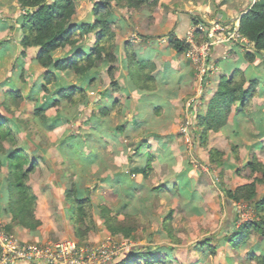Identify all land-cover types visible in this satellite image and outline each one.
<instances>
[{"label":"rangeland","instance_id":"1","mask_svg":"<svg viewBox=\"0 0 264 264\" xmlns=\"http://www.w3.org/2000/svg\"><path fill=\"white\" fill-rule=\"evenodd\" d=\"M224 2L229 4H227L226 8L237 10L240 7V5H237V0H160L153 9L147 6L139 10L122 9L124 21L128 25L125 29H122L120 24H116L115 31L117 30L121 34L119 36L117 34L115 41L118 39L122 46L128 40L137 48H141L142 45H148L160 50L162 45H153V39H157L158 42H162L166 46L169 36L173 33L183 38L175 28L179 15L186 20H192L195 23L193 26V31H195L198 30L197 28L201 23L211 26L215 23V20H213L215 16L217 18L216 22H222L220 10L223 9L222 5ZM93 5L94 0H80L77 3L76 21L82 23L92 20ZM20 12L21 7L16 0H0V19H3L4 23L9 25L5 29L0 28V43L11 44H8L10 52H7L11 55L3 61L5 67L0 72L1 83L11 73V65L15 67L21 63L18 57L19 53L15 51L16 49L14 50L12 45L21 36L17 24V17H19ZM196 12H199L200 15L196 14ZM197 17L199 18L197 19ZM222 24L226 26L224 21ZM130 28L136 31L131 32ZM206 31L205 34L209 37L210 33L208 32L207 34ZM139 36L144 40H139ZM91 37L85 38L84 43L86 46L93 42ZM147 38L149 39L147 40ZM239 46L241 48L240 51L238 47H235V52L242 58L246 47L244 45ZM1 49L2 44H0ZM66 51L67 49L65 51H57L55 56H62ZM35 52L33 49H28V57L24 62V78L17 79L19 75H16V79L13 78L16 86L23 89L32 88L34 79H38L40 69H35L34 66L29 65L31 56H34ZM194 53L195 50L192 47L187 54L181 55L180 58L177 57L178 59L182 58L185 64L189 62L191 74L186 73L184 76L178 73L182 76L181 81L184 83L177 85L170 81L171 76H169L170 78L166 79L169 82H165L164 87L158 91L159 94L156 93L157 95L154 96L152 103L163 105L162 114H155L154 105H145L146 115L149 116L150 120L148 121L149 124H144L141 129L144 130L147 127L148 130L150 129L149 132L157 131L161 135L172 134L173 138L168 142L169 148L157 147L158 150L152 149L157 159L153 162L154 169L148 179H143L141 174L133 177L137 182L144 183L139 185L140 188L137 189V193L144 196L145 202H142L141 199L140 201L136 200L135 204L138 203L137 206L130 210L131 213L137 216L135 218L137 229L130 239H125L121 236H111L103 223V218L100 216V211L97 207L106 203L114 209V212L121 211L120 206L124 201L123 197L118 196L108 185L99 182L100 178L111 174L112 171L107 170L104 172L100 169L99 163L94 164L88 172H84L82 166L79 165L69 168V164L65 165L63 163L64 160H67L66 156L61 153L57 146L64 129L71 130L75 128L77 131L82 122L89 121L91 114L99 112L100 104L97 102L99 94L106 93L109 90L113 93L111 89L115 88V86L112 85L109 75L102 73L101 79L98 80L100 82L94 86L95 89L91 93L89 91L92 98H90L88 93L89 97L83 102L77 97L78 104L76 107L68 105L61 107L63 114L71 116L72 121L65 124V127L61 126L50 133L41 130V123L34 118L33 102L31 100H26L20 109L14 111L4 109L0 104V112L8 117L12 115L15 119L23 122L20 125L21 131L18 134L19 145L24 147L27 152H30L36 143L40 145L39 151L41 154L43 150L45 151L44 156L38 161V167L30 175L29 181L37 196L35 213L41 220V225L36 232L44 238L46 237L45 241L57 242L76 238L83 245L106 244L115 246L119 252L118 258L129 254L135 247L148 246L160 252H163L167 247L172 248L169 253V259L166 262H160V264H255L252 255H259L264 252V236L261 233L253 231L247 239L242 240L235 246L229 244L227 239H225L229 235L232 238V233L236 230L233 226L230 231L224 230L222 233L220 232L224 221L227 200L221 184L226 190H234L239 185L253 181L254 176L262 177L260 173L252 174L247 167V162L253 155H256L264 162V83L262 88L260 85V88L257 89L259 96L254 98L249 112H236L235 105L230 116L229 125L217 132L210 131L205 145H201L188 133V130L192 131L195 127L192 124V119L195 118L197 112L206 109L211 96L216 91L221 70L230 75L234 67L247 68V65L242 62L244 61L243 59L235 63L234 67L231 62L222 61L218 64V68L221 70L218 71L217 66L213 65L206 78H204L202 77L201 67L197 66L192 59ZM237 54L236 56L233 54L234 58L237 57ZM170 58V53L164 54L157 61L161 63L163 60H171ZM177 58L175 59L176 61H178ZM256 64L260 65V74L264 77V65H261V60L259 59ZM232 67L233 69L231 70ZM120 70L121 68L115 75L118 78V88H123L122 86L125 83L119 75ZM248 73L251 74V71L249 70ZM188 75L190 77L185 78ZM64 77L69 84L75 82V77L65 74ZM124 90L115 91L114 95L125 105L127 97L130 96L131 101L126 107L125 115L122 117L115 116L117 113L114 109L110 112L109 119L103 120L109 126H115L122 120H129L130 122L138 112L139 102H137L136 97L132 96V92L131 95H128ZM4 92L5 89L0 87V102L3 100ZM142 106L144 107L143 104ZM140 108L142 109V107ZM192 108L194 109L193 112H191ZM58 110L51 108L47 113L54 115ZM90 127V125L83 126L84 129ZM138 132V130L130 131L131 137L128 142L131 144L129 149H127L128 152H133L134 146H132V142L136 141L134 140L135 138H139ZM108 140L111 141L109 138ZM94 145L99 146L96 150L101 152V155L107 152L106 162L111 167H114L115 171L128 170V167H125L126 163H124V160H127L123 154L118 156V160L114 159L115 155L119 154V151L123 149L122 146L115 145L113 141L106 146L99 143ZM233 145L238 146V159L232 151ZM6 147L8 148L9 146L6 144ZM213 147L224 151V165H212L209 163L208 152ZM186 171L188 178L191 179L189 184L182 183V186L175 187L178 185L182 173ZM6 172V167L0 169V200H2L1 197L5 191L6 181L4 177ZM72 172L76 174L73 175L71 174ZM75 179L84 188L85 193L91 195L95 204L91 211L95 227L89 230L86 240H82L75 235L65 202L66 190L70 188L72 181H75ZM159 184H165L167 188L160 192L158 190L160 187H156L153 189L155 192L153 193L152 187ZM256 186L258 199H260L264 196V183L257 182ZM181 189L184 191L189 189L190 195H188V198L181 195ZM121 195L125 196L123 192ZM1 203L0 223L2 226L4 225V228H7L12 223L11 216L7 215L3 209L5 203ZM234 208L232 216L233 219L236 217V220H231L233 225L239 226L242 222L255 217L256 213L252 205H248V203L238 202ZM139 211L142 213H139ZM119 215V218L123 219L124 215L121 213ZM169 216L170 220L167 221ZM166 223L172 226L175 235L174 239L169 237L163 228ZM17 226L19 225L14 227L17 228ZM21 230L27 229L22 227ZM12 233L20 239L17 233ZM206 241H211L210 244L215 247L214 253L209 249L208 245H205ZM231 241L234 240L231 239ZM200 242L205 245L201 250L196 247ZM204 250L206 252H203Z\"/></svg>","mask_w":264,"mask_h":264},{"label":"trees","instance_id":"2","mask_svg":"<svg viewBox=\"0 0 264 264\" xmlns=\"http://www.w3.org/2000/svg\"><path fill=\"white\" fill-rule=\"evenodd\" d=\"M16 1L21 7L20 15L17 17V24L21 32L19 40L22 48L21 53L25 56L29 48H37L35 61L47 71L42 90L47 94L54 91L55 96L48 97V100L60 109L57 115L53 117H48L45 114L49 106L43 105L34 109L33 115L41 123V130L51 131L72 121L71 116L63 114L61 107L63 105L76 107L78 104L77 97L80 101H85L89 97L88 87L98 81L103 70H106L112 85L115 86L112 88L113 91L125 89L127 94H131L133 91L140 96L143 95L139 101L151 103L148 95L159 90V88H154L156 78L152 75L156 66L151 60L143 58L131 42H127L124 46L122 64L127 68L130 80L137 87L118 88L119 84L115 73L119 70L117 63L120 60V47L115 41L114 26L123 18L117 15V9L139 10L145 6L153 9L160 0H94L92 20L82 23L75 19L77 3L80 0ZM239 32L243 38L252 44L251 47H246V51L242 55V59L248 63L247 68L236 66L230 75L222 74L206 109L196 113L193 134L194 140L201 145H205L210 131L217 132L229 125L235 105L236 112H249L254 98L259 96L257 89L260 88V85L261 88L263 87L264 77L259 73L260 65L256 63L260 59L261 65H264V0H255L249 4L240 18ZM195 35L199 44L207 39L205 31L197 30ZM90 36H92L93 42L86 46L84 40ZM169 45L180 55L188 53L192 48L187 39L180 38L175 34L169 36ZM237 45L244 44L237 43ZM66 49L67 51L62 56H55L57 51H65ZM249 70L251 74L248 73ZM61 73L75 75L79 84L67 85L65 77H61ZM51 84L55 88H49ZM101 94L102 96L108 95L105 92ZM25 99L26 96L21 88H10L4 92L0 104L4 109L14 111L20 109ZM109 99L110 105L100 106L99 112L91 114L89 117V121H95L93 129H84L80 126V132L68 133L66 131L61 137L58 147L67 156L68 159L64 161V164H69V168L77 166V162L86 168L99 160L100 168L103 169V157L96 150L99 146L94 144L108 145L109 142L105 140L107 137L113 140L115 145L123 146L124 151H126L131 144L127 142L131 137L130 131L138 130L140 137L137 142L132 144L134 146L133 152L127 154L128 170L116 173L112 180V183L128 187L127 190L125 188V193H128L127 198L129 199L134 196L139 185H141L132 176L141 174L143 179H148L154 169L153 162L157 159L152 151L151 140L149 141L145 137L148 134V137L159 136V134L156 131L147 132V127L144 130L141 129L144 124H148L146 119L143 121L139 119V116H142V111H139L131 122L122 120L115 126L106 124L103 120L109 119L110 112L114 109L118 115H123L130 100L129 98L126 99L125 105L119 98L109 96ZM162 107L161 104L155 105L156 115L162 114ZM89 121L83 123L88 124ZM22 123L12 115L8 117L0 112V169L7 168L4 177L6 186L0 203L1 201L5 203L3 209L7 215L11 216L12 223L6 228L11 233L12 227L15 225H19L32 233L36 232L41 225V220L35 213L37 196L29 183L30 175L39 165L38 159L41 155L38 151L40 145L34 144L35 150L32 154L19 145L18 134L21 131L20 125ZM120 136L127 137L125 142L119 138ZM26 138L28 139V137ZM6 144L9 146L8 148ZM87 149L92 150L87 152ZM232 151L237 157L238 146L233 145ZM224 154V151L218 148H210L208 152L209 163L224 165ZM138 158H144L146 162L140 163ZM247 167L252 174L260 173L262 177L254 176L253 181L239 185L234 190H226L221 184L226 197L233 204L248 203V205H252L256 213L253 219L244 221L237 226L232 233V238L229 237L230 235L225 238L229 244L235 246L247 239L253 231L264 236V196L258 199L256 188L257 182L264 183V162L253 155L247 162ZM186 173L187 171L183 172L182 175L180 174L179 184L175 187L182 183L189 184L191 179L187 177ZM71 174L76 173L72 172ZM180 191L181 195L186 198L190 195L189 189H185V191L181 189ZM65 202L68 204L67 213L75 235L86 240L89 230L95 227V221L91 217V211L95 204L91 195L86 194L84 188L75 180L66 190ZM97 207L111 236H121L125 239L133 237L137 229L135 221L137 216L126 211L128 208L126 203L121 204V211L118 210L117 212H114V209L106 203ZM120 213L124 215L123 219L119 218ZM169 220L170 216L167 218V221ZM163 228L169 237L175 238L174 230L169 223H166ZM210 242L206 241L205 245H208L214 253L215 247ZM205 245L200 242L196 247L201 250ZM171 250L172 248L167 247L163 252H160L153 247H135L127 255L120 258L116 256L99 264H160V262H166L169 259ZM252 258L255 264H264V252L259 255L253 254Z\"/></svg>","mask_w":264,"mask_h":264},{"label":"crops","instance_id":"3","mask_svg":"<svg viewBox=\"0 0 264 264\" xmlns=\"http://www.w3.org/2000/svg\"><path fill=\"white\" fill-rule=\"evenodd\" d=\"M238 1V3H237V5H240V7L237 9V10H234V9H232V8H226L229 4L228 3H226V2H224L223 3V9H221L220 10V14H221V16H222V22L221 23H223V21H224V23L227 25V26H229V25H231L234 21H237V22H240V17L242 16V14L246 11V9L248 8L247 7V5L248 4H250V2H253L254 0H249V1H246V0H237ZM228 4V5H227ZM249 6V5H248ZM116 12H117V15L118 16H121V17H123L121 20H119V22L117 23L118 25L120 24L121 25V27H122V29H125V27L128 25L127 23H125V21H124V16H123V14H122V10H119V9H117L116 10ZM226 15H225V14ZM196 14H198V15H200V13L199 12H196ZM198 15H196V16H198ZM194 18V17H193ZM199 17H197V19H198ZM213 20H215V22H216V20H217V18H216V16H215V19H213ZM0 24H1V26H0V28L1 29H5V28H7V27H9V25L8 24H6V23H4V21H3V19H0ZM194 22L192 21V20H190V19H185L184 17H182V16H178V18H177V21H176V26H175V28L177 29V32H180V34L183 36V38H185V39H187V37H188V35L194 30ZM116 26V25H115ZM115 26H114V29H115ZM128 27H131V26H128ZM130 30H131V32L133 31H136V30H133V29H131L130 28ZM124 31V30H123ZM125 32V31H124ZM127 33V32H126ZM125 33V34H126ZM117 34H118V36H119V34H121L120 32H117V30H116V36H117ZM174 34V33H173ZM176 35V34H175ZM20 37H18V39L17 40H15L14 42H13V46H14V50L15 51H18V57H19V61H21V63H20V65L18 66H15L14 67V65H11L12 67L10 68V70H11V73L9 74V76H8V78H6L5 80H3L2 81V83L0 82V87L1 88H3V89H5V91L6 90H8V89H10V88H21V87H18V86H16L15 85V83H14V80H13V78H15L16 79V75H19V76H17V77H19V78H17V79H20L21 77L22 78H24V71H25V67H24V62L27 60V55H28V51H27V54L24 56V55H22V53H21V50H22V48H21V45H20V43H19V39ZM123 38V37H122ZM143 38V37H142ZM181 38V37H180ZM138 39L139 40H144V39H141V36H139L138 37ZM149 38H147V40H148ZM207 39H208V36H207ZM127 42H129L128 40H126L125 42H124V44H123V46H122V44L118 41V39L116 40V43L119 45V47H120V54H119V56H120V60H119V62L117 63V66L119 67V69L121 68V70H120V72H119V75H120V77H122V79L124 80V86H122L123 88H136L137 86H135L133 83H132V81L130 80V78H129V75H128V70H127V68L126 67H124V65L122 64V62H123V59H124V46H125V44L127 43ZM152 42L154 43L153 45H157L158 46V44L160 45H162L161 47L162 48H160V50H159V48H156V47H152V46H144V45H142L141 46V48L140 47H134L133 45V47L134 48H136L137 49V51L141 54V56L143 57V58H145V59H148V60H151L154 64H155V66H156V68H155V70L152 72V75L156 78L155 80H156V82H155V86H154V88H159V90H161V88L162 87H164V85H165V82H169L168 80H166V79H168V78H170L169 76H171V78H170V81H172L173 83H175V84H183L184 82H182L181 81V75H186V73H190V67H189V62H186V64L183 62V60H182V58L181 59H178L177 57H179L180 58V56L181 55H184V54H177L171 47H170V45H169V40H168V43L166 44V46H164V44L161 42H158V40L156 39H153L152 40ZM0 44H2V49L0 50V53H1V57H0V72L3 70V67H5V64L3 63V61L9 56V55H11V54H8L7 52H10L9 51V45L8 44H10V43H8V44H4V42L3 43H0ZM4 44V45H3ZM132 44V43H131ZM229 44V45H228ZM239 44V43H238ZM11 45V44H10ZM247 46V45H246ZM245 46V47H246ZM165 47V49H163ZM235 47H238L239 48V51H240V46L239 45H237V43L235 44V43H230V42H228V43H225V42H223V43H220V44H214V46L213 47H211L212 49L210 50V55H209V58H208V66H213V65H216L217 66V69H218V71L219 70H221V69H219L218 68V64L219 63H221L222 61L224 62V61H226V62H231V64H233V67H234V64L235 63H237L238 61H241V59L242 58H240L239 57V55L235 52ZM29 49H33L34 51H36L35 52V54H34V56H31V60H30V62H29V65L30 66H34V68L35 69H40V75H39V77H38V79H34V85L32 86V88H25V89H23V88H21L22 89V91L24 92V95L26 96V99H25V101L26 100H31L32 102H33V112H34V109L36 108V107H38V106H43V105H46V106H49L48 107V109H47V111L49 110V109H51V108H56V110H58V106H54V104H53V102H50L48 99V97H53V96H55L54 95V91H52L50 94H47V93H45L43 90H42V88H44L43 86H44V82H45V80H44V76H45V73L47 72L46 71V69L45 68H43V67H41L36 61H35V57H36V54H37V48H29ZM123 52V53H122ZM16 53V52H15ZM171 54V60H163L161 63L159 62V61H157V59H161V56H163L164 54ZM187 54V53H186ZM236 56V54H237V57L236 58H234L235 56ZM3 55V56H2ZM178 59V61H176L175 59ZM17 60H18V58H17ZM245 65H248V63L244 60V61H242ZM160 64V65H159ZM175 65H176V67H175ZM244 65V66H245ZM233 67L231 68V70L233 69ZM234 69H235V67H234ZM233 69V70H234ZM232 70V71H233ZM13 71V72H12ZM119 71V70H118ZM103 73H105L106 75H108L107 74V72H106V70H103ZM178 73H180L181 75H179ZM193 73V72H192ZM260 73V72H259ZM191 74V73H190ZM194 74H195V72H194ZM222 74H226L225 72H223L222 70L220 71V75H219V78H220V76L222 75ZM69 76H71V77H75V82H71V84H74V85H77V84H79V81H78V79L76 78V76L75 75H73V74H69ZM101 76H102V74H101ZM61 77H64V73H61ZM110 77V76H109ZM187 77H190V75H188V76H186L185 78H187ZM101 79V77L98 79V80H100ZM116 79L118 80V78L116 77ZM185 80V79H184ZM219 81V80H218ZM100 81H96L95 83H93L92 85H90L88 88V93H89V91H90V93L95 89V84H97V83H99ZM66 84L67 85H70L69 83H67V81H66ZM53 87H52V86ZM51 85H49V88H55L54 87V85L53 84H51ZM99 85V84H98ZM97 87V86H96ZM217 88V87H216ZM111 90H113V89H111ZM158 90V91H159ZM103 92H104V90H102ZM126 91L127 90H124V92L126 93ZM158 91H156V92H153V93H150L149 95H148V97L151 99V103H147V102H142V101H139V99L140 98H142V96H140V95H138L137 93H135V92H133L132 91V96H135L136 97V99H137V102H139V105H138V112L140 111H142V113H141V115L142 116H139V119L141 120V121H143L144 119H146L147 121H149L150 120V118H149V116H147L146 115V111L147 110H145L146 109V107H145V105L147 106V105H154V110H155V105H157L156 103H152L153 102V98H154V96H156L157 94L156 93H158ZM114 92L115 91H113V93H112V91L110 92V90L109 91H107L106 93L108 94L107 96H105V95H103L102 96V94H99V100L97 101V102H99V104H100V106H104V105H110V99H109V96H111V97H113V98H116V96L114 95ZM89 93V94H90ZM100 93V92H99ZM159 94V93H158ZM41 95H42V97H41ZM128 95H131V94H128ZM131 96V97H132ZM130 97V96H129ZM129 97H127V99L129 98ZM90 98H92L91 97V94H90ZM130 100H129V103H130V101H131V98H129ZM24 101V102H25ZM129 103H128V105H129ZM140 103H141V105H140ZM142 104L144 105V107L142 106ZM64 106V105H63ZM140 107H142V109L140 108ZM47 111L45 112V114H46V116H48V117H53V116H56L57 115V113L58 112H56L54 115H50V114H48L47 113ZM194 111V109L192 108V111L191 112H193ZM126 112V111H125ZM125 112L123 113V115H125ZM137 112V113H138ZM123 115H118V114H116L115 116H123ZM136 115V114H135ZM147 116V117H146ZM109 117H110V115H109ZM108 117V118H109ZM194 119L195 118H193L192 119V124H193V126H194V124H195V121H194ZM90 123H88V124H85V123H83L82 122V124L83 125H81L82 127L84 126V125H90L91 127L90 128H88V129H93V125H95L94 124V122L95 121H89ZM128 122H129V120H128ZM130 122H131V120H130ZM67 124V123H66ZM148 124H149V122H148ZM64 127H65V124L63 125ZM58 128H60V127H58ZM57 128V129H58ZM80 128V127H79ZM79 128H78V130L76 131V129L75 128H73V129H69V130H67V129H64L63 131V133L61 134L62 136H63V134L67 131L68 133H70V132H80L79 131ZM56 129H54V130H48V131H46V133L47 132H53V131H55ZM148 131H150V129L148 130ZM187 131V130H186ZM152 132V131H151ZM157 132V131H156ZM158 133V132H157ZM188 133H189V135H191L193 138H194V134H193V130L191 131V130H188ZM159 134V136L157 135V136H150V137H148V135L145 137V138H147L149 141L151 140V142H152V145H153V148L154 149H156V150H158L157 149V147L158 148H169L170 146H169V144H168V142H170L171 141V139L173 138L172 137V134H167V135H161L160 133H158ZM61 136V137H62ZM61 137H60V139H61ZM140 137V136H139ZM121 140H123L124 142H125V140L127 139V138H125L124 136H120L119 137ZM124 138H125V140H124ZM135 138V137H134ZM107 141H109L108 140V138L106 137L105 138ZM110 139V138H109ZM133 139V138H132ZM138 139L139 138H135L134 140H136L135 142H137L138 141ZM111 140V139H110ZM111 141H113V140H111ZM111 141H109L110 143H111ZM129 141V139L127 140V142ZM59 140H58V143H57V146L59 145ZM114 142V141H113ZM115 143V142H114ZM132 143H134V142H132ZM128 144H129V142H128ZM59 148V147H58ZM122 148H123V146H122ZM42 149V148H41ZM127 149H129V146H128V148ZM34 150H35V146H34V148L30 151V152H28V153H30V154H32L33 152H34ZM60 150V149H59ZM90 150H92V149H87L86 151L87 152H90ZM124 149H122V150H120L119 151V154H117V155H115V157H114V159L116 158L117 160L119 159L118 158V156L119 155H124L125 157H126V160L127 161H125L124 160V163H126V165H125V167L127 166L128 167V164H129V161H128V159H127V154H129L130 152H128L127 150L126 151H123ZM61 151V150H60ZM115 151V150H114ZM42 152V151H41ZM44 150H43V153L41 154L40 153V151H38V153L41 155V157H39V159H41L43 156H44ZM113 152V151H112ZM62 153V152H61ZM109 153V152H108ZM63 154V153H62ZM63 155H65V154H63ZM100 155H101V152H100ZM66 156V155H65ZM101 157H103V169H101V170H103L104 172L105 171H107V170H111L112 171V173L111 174H107L106 176H104L103 178H100V183L101 184H106V185H108L109 187H110V189L112 190V191H114L115 193H117V195L118 196H120V197H123V203H126L127 205H128V208H127V210L126 211H130V210H132L133 208H135L136 206H137V204L138 203H136L135 204V201L137 200H139L140 201V199H141V201L142 202H145L144 200H145V198H144V196H141V195H139L138 193H137V190H136V192L134 193V196L132 197V198H127V196H129L128 195V193H124V192H126V190L128 189V187L125 185V186H122V185H120V184H116V183H112L113 181V178H115V174L116 173H118V172H120V170H114L115 168L114 167H111L110 166V164H107V162H106V157H108V155H107V152H105V153H103V155H101ZM66 158H67V156H66ZM39 159H38V161H39ZM68 159V158H67ZM138 160L140 161V163H145L146 161H145V159L144 158H138ZM64 161H67V160H64ZM64 161H63V163H64ZM100 161L98 160V161H95L94 163H91V165L90 166H88V167H86V168H83V166L81 165V163H78L77 162V164L79 165V166H82V168L84 169V172L86 171V172H88V170L95 164H97V163H99ZM155 162V161H154ZM39 163V162H38ZM128 163V164H127ZM77 165V166H78ZM153 166H154V164H153ZM76 167V166H75ZM125 171V169H121V171ZM133 177H135V176H132V178ZM188 177V176H187ZM107 178H108V180H107ZM133 179H135V178H133ZM76 180V179H75ZM135 181L137 182V180L135 179ZM139 184H141V185H143L144 183H140V182H138ZM178 183V182H177ZM179 184V183H178ZM156 187H160V188H158V190L161 192H163L164 190H165V188H167V186H165V184H159V185H156V186H153L152 187V191H153V193H155L154 192V190L153 189H155ZM125 188H126V190H125ZM139 188H140V186H139ZM121 191V192H120ZM122 192H123V194L125 195V196H122L121 194H122ZM36 193V192H35ZM121 193V194H120ZM151 194V193H150ZM186 198V197H185ZM123 203H122V205H123ZM67 204V203H66ZM133 204H134V206H133ZM68 205V204H67ZM234 206H235V204H233L232 203V201L231 200H229L228 198H227V200H226V211H225V214H224V221L222 222V228H221V230H220V232L222 233L224 230H232V226H233V223L231 222V220L233 219V213H234V210H235V208H234ZM139 213H142L141 211H139ZM234 221L236 220V217L233 219ZM20 226H17V228L16 227H12V232H14V233H17V235L19 236V238L22 240V241H27V242H45V239H47L46 237L44 238L43 236H41L38 232H33V233H31L30 231H27V230H21V228L22 227H20ZM230 227V228H229ZM24 229V228H23ZM14 264H37V263H33V262H29V261H17V262H15Z\"/></svg>","mask_w":264,"mask_h":264},{"label":"built area","instance_id":"4","mask_svg":"<svg viewBox=\"0 0 264 264\" xmlns=\"http://www.w3.org/2000/svg\"><path fill=\"white\" fill-rule=\"evenodd\" d=\"M200 31L210 33L208 39L199 44L192 31L187 40L194 48L193 61L201 67L202 77L206 78L212 66H208L211 47L220 43H243L246 47L252 44L239 32V22L229 26L215 22L211 26L201 23ZM218 32V34H217ZM208 36V35H207ZM206 68V70H205ZM111 239V238H109ZM119 254L115 246L106 244H81L76 238L62 241L27 242L18 239L8 232L0 223V264H14L17 261H29L37 264H99L107 262Z\"/></svg>","mask_w":264,"mask_h":264},{"label":"water","instance_id":"5","mask_svg":"<svg viewBox=\"0 0 264 264\" xmlns=\"http://www.w3.org/2000/svg\"><path fill=\"white\" fill-rule=\"evenodd\" d=\"M224 14H225V13H224ZM225 15H226V14H225ZM233 228H234V229H236V228H237V226H236V225H233Z\"/></svg>","mask_w":264,"mask_h":264},{"label":"clouds","instance_id":"6","mask_svg":"<svg viewBox=\"0 0 264 264\" xmlns=\"http://www.w3.org/2000/svg\"><path fill=\"white\" fill-rule=\"evenodd\" d=\"M241 18V17H240ZM239 24H240V22H239Z\"/></svg>","mask_w":264,"mask_h":264}]
</instances>
